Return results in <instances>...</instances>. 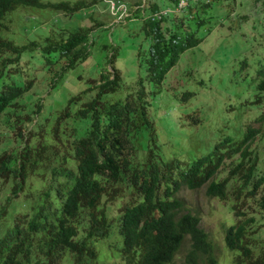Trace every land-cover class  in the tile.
<instances>
[{
    "label": "rangeland",
    "instance_id": "obj_1",
    "mask_svg": "<svg viewBox=\"0 0 264 264\" xmlns=\"http://www.w3.org/2000/svg\"><path fill=\"white\" fill-rule=\"evenodd\" d=\"M41 1L47 4L19 5L6 14L0 31L4 39L16 44L33 40L37 48L46 36L50 40L63 39L70 31L87 30L88 53L61 73L59 68L65 58L49 64L35 57L30 58L29 64L22 61L17 66L22 78L31 77V85L16 98L15 105L0 113V153L9 155L8 164H16L24 145L30 167L24 183L12 196L13 177L9 174L4 178L0 172V206L6 204L7 209L0 219V234L11 223L10 213L31 212L41 202L52 168L66 164L65 159L70 165L71 139L82 134L88 125L74 111L95 91L93 88L82 92L91 83L86 79L97 80L100 72L107 74L112 66L118 71L116 90L100 97L107 103L122 98L133 88L136 77L145 76L153 38L148 28L143 29L142 22L159 16L169 31L192 32L199 40L177 54L159 81H142L144 107L156 138L155 151L161 159L190 160L222 136L237 140L247 126L258 128L249 143L256 166L247 184L241 183L242 178L235 173L226 183L224 198L207 195L205 184L197 188L181 186L175 196L181 201L182 210L198 216V224L212 245L214 264H234L235 251L223 241L225 226L237 218L233 203L245 215L252 216V223L247 226L252 255L263 252L264 210L258 207L257 197L264 182L254 195L247 194V190L257 175L264 174V89L256 87L257 69L264 65V0H187L182 10H176L173 0H119L126 10L116 14L109 10L108 0H80L83 4L92 3L76 13L50 5L59 1L70 5L75 0ZM197 20H201L199 25ZM111 52L114 55L110 64ZM78 92L79 99L68 104V114L59 116L55 123L68 98ZM237 159V154L225 158L214 178L226 175ZM52 187L53 181L51 193ZM6 196H10L7 202ZM128 198L124 190L113 200L103 197L100 206L107 214H115ZM120 243V235L113 228L108 237L96 242L95 260L83 258L81 263L121 264ZM188 246L185 235L174 254L175 261L182 259ZM53 264H73L71 253L62 251Z\"/></svg>",
    "mask_w": 264,
    "mask_h": 264
},
{
    "label": "trees",
    "instance_id": "obj_2",
    "mask_svg": "<svg viewBox=\"0 0 264 264\" xmlns=\"http://www.w3.org/2000/svg\"><path fill=\"white\" fill-rule=\"evenodd\" d=\"M90 3L75 0L70 5L63 1L50 5L76 13ZM46 4L41 0H0V31L6 14L17 6ZM203 5L208 3L203 2ZM162 19L158 16L142 22L153 42L148 48L145 76L136 77L130 92L107 103L100 100L101 95L116 90L120 75L113 66L107 74L100 72L97 80L86 79L91 83L82 92L95 88L94 94L81 102L74 112L88 121L87 129L71 139L70 165L65 159L66 164L52 168L51 180L41 202L31 212L10 213L11 223L0 234V264H53L62 251L71 253L73 264H80L83 258L95 260L96 242L108 237L113 228L120 235L121 264L215 263L212 245L198 224V216L182 210L175 193L181 186L197 188L205 184L207 195L224 198L226 183L235 173L242 178L241 183L247 184L256 166V156L251 155L249 143L258 128L247 126L237 140L229 135L222 136L190 160L158 157L155 134L142 98L145 91L142 81H159L177 54L199 40L192 32L169 31L167 23L161 24ZM200 22L197 20L196 24ZM175 26L180 27L176 22ZM87 33V30L78 29L70 31L63 39L50 40L46 36L37 48L33 40L16 44L0 34V113L15 105L16 98L31 85V77H21L19 63L29 64L30 58L38 57L50 64L65 58L59 68L61 73L87 55ZM113 55L111 52L108 56L110 64ZM257 72L256 87L263 90L264 65ZM78 95L79 92L68 98L55 123L59 116L68 114V104L78 100ZM17 131L22 136L19 125ZM23 139L25 141L26 137ZM234 154L238 159L226 175L215 179L222 161ZM18 155L19 161L10 165L9 155L5 151L0 153V172L4 178L9 174L13 177L10 196L20 189L30 167L26 146L23 145ZM262 182L264 174L257 175L247 194L254 195ZM124 190L129 198L124 200L119 212H104L100 206L103 197L110 201ZM10 196L5 197L6 202ZM257 204L264 210V189L257 197ZM231 207L237 218L225 226L223 241L228 249L235 251L234 264H264V251L252 255L251 237L247 235L252 216L241 212L235 203ZM6 212V204H2L0 219ZM185 235L189 246L182 259L175 261L174 254Z\"/></svg>",
    "mask_w": 264,
    "mask_h": 264
},
{
    "label": "built area",
    "instance_id": "obj_3",
    "mask_svg": "<svg viewBox=\"0 0 264 264\" xmlns=\"http://www.w3.org/2000/svg\"><path fill=\"white\" fill-rule=\"evenodd\" d=\"M109 1V10L111 11L112 14H116V13H122L126 10L125 5L120 2L119 0H108ZM187 4V0H177L175 2V6H177L179 10L180 8H182L183 6H185ZM171 11H175L173 9H171ZM152 18V17H151Z\"/></svg>",
    "mask_w": 264,
    "mask_h": 264
},
{
    "label": "clouds",
    "instance_id": "obj_4",
    "mask_svg": "<svg viewBox=\"0 0 264 264\" xmlns=\"http://www.w3.org/2000/svg\"><path fill=\"white\" fill-rule=\"evenodd\" d=\"M173 2H174V1H173ZM174 4H175V3H174ZM185 6H186V5H185ZM183 7H184V6H183ZM183 7H182V8H183ZM182 8H181V10H182ZM156 153H157V152H156ZM157 155H158V154H157ZM158 157H159V156H158ZM159 158H160V157H159ZM160 159H161V158H160ZM167 159H169V158H167Z\"/></svg>",
    "mask_w": 264,
    "mask_h": 264
}]
</instances>
